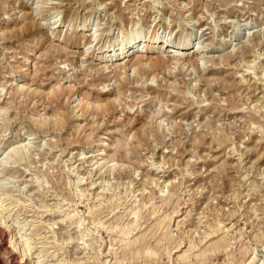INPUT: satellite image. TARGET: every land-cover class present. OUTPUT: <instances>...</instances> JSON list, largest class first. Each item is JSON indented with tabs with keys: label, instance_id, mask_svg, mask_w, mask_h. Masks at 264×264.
I'll return each mask as SVG.
<instances>
[{
	"label": "rangeland",
	"instance_id": "1",
	"mask_svg": "<svg viewBox=\"0 0 264 264\" xmlns=\"http://www.w3.org/2000/svg\"><path fill=\"white\" fill-rule=\"evenodd\" d=\"M40 2L0 0V31L18 27L23 13L40 24L0 38V185L6 189L0 208L9 226L0 223V264H264V107L258 108L264 106V0H64L42 19L34 10ZM84 20L83 32L90 23L99 30L93 58L83 61L91 73L83 88L114 74H97L94 59L97 47L110 41L117 49L136 35L170 36V46L186 38L181 50L200 47L205 58L129 85L140 98L126 120L73 117L62 128H40L35 118L45 112L50 87L72 85L74 74L84 77V39L76 32ZM226 79L233 85L224 88ZM99 86H90L94 95ZM230 99L238 108L228 106ZM139 114L148 119L136 120ZM142 125L148 132L140 145L135 133ZM220 135L227 137L221 145L214 139ZM18 146L25 158L2 164ZM119 147L129 157L118 150L108 161ZM110 203L118 205L111 210ZM138 206L140 226L122 235ZM216 220L220 229L205 236ZM10 229L22 235L15 247ZM151 229L152 247L163 230L169 235L159 245L181 244L169 256L138 259L125 244L143 233L150 237ZM220 237L228 246L200 258ZM185 251L186 260L179 256Z\"/></svg>",
	"mask_w": 264,
	"mask_h": 264
},
{
	"label": "bare ground",
	"instance_id": "2",
	"mask_svg": "<svg viewBox=\"0 0 264 264\" xmlns=\"http://www.w3.org/2000/svg\"><path fill=\"white\" fill-rule=\"evenodd\" d=\"M62 1H64V0H56L54 2L51 1L50 2L51 5L49 6V8L46 9V8H44L43 4L44 3L46 4L47 2H49V0H41L39 7L36 6L37 8H34V10L37 12L36 14L41 15V19H42V18H45L46 13L47 12L49 13L50 10L55 12L58 9V7L63 6ZM55 16H56L55 19H53V21L51 23L52 27L57 22V14ZM14 23H15L14 25H17V23H18V27L15 26V28L12 29L11 31H5V30L0 31V38L5 39V38H8V36L11 37V36L19 35L21 32L28 31L31 27H36V26L39 27L40 26L39 21H36L30 13L21 14L16 19V21ZM6 25H8V24H6ZM67 25L69 26V24H67ZM86 25H89V23L87 24L86 20H84V23L77 26V28H76V32L80 33V37L82 39H84V44L82 46L84 49H81L82 51H80V53H79V55L81 57V59H80L81 63L79 66L81 68H83L84 74L82 73V75L84 77H81V75H78V74H74V77L72 76L74 78L72 85L71 84L70 85L58 84L56 87L55 86L50 87L49 91L46 92V94L44 95V100L47 99V102H43L44 103L43 110H45V112L44 111L42 112L43 115L40 114L39 119L35 118V120H36L35 124L40 128H43V126H46V125H49L51 127L57 126L58 128H62L65 126L67 119L69 120V119H72L73 117H75L77 119L79 118L81 120L82 119H84V120L85 119H93V120H95V119H104V120L106 119V120H108L109 119L110 120V119H121V118H122V120L123 119L126 120L128 117H126L125 115H127L128 112H131L133 107L137 104L138 99L140 98V96H138L134 92H132V88H133L132 86L133 85L137 86L143 80H145L147 78L152 79L153 77H156L159 74V72H162L163 74H165L166 69H168V71L172 70L175 67V65H178V67H179V65L184 67L185 63H190V65H191V63H195V62H196L195 64L198 65V61L199 60L203 61V59L205 58L204 56L201 55V51H199L200 47H197L195 50H193L191 52V54L189 53V51L186 53V52L181 50L182 48L186 47L189 44V39H186V38L181 40L179 42V44H175V46H170L169 45L170 36L164 37L161 39L157 34H154V35L151 34L150 36H146V37H143L141 35H136V36L129 37V38L121 37L123 39L120 42V46L117 49H115V46L112 44L113 42H111V41L107 42L104 45L102 44L101 46L99 45L97 47L98 50L96 51L95 57H94V59L97 58L99 60L98 64L100 65V66L96 67L97 68L96 69L97 74H102L104 72L106 74L107 73L111 74V72L114 74L111 76L110 79L101 80L98 83L86 81V84L89 87L83 88L80 85L84 83L85 79H87L86 78L87 76H91V73L87 74V71H88L87 68L88 67L87 68L83 67V61H85L86 57H89V55H90V57L93 58L94 46H95L94 43L97 42V40H98V33L97 32L99 30V28H97V24L90 23V26H89L90 29H88V33H85V32H83V30H84V26H86ZM6 27H8V26H6ZM74 29H75V27H74ZM66 31H67V29H66ZM50 34H53V32H50ZM116 36H114V38H113L114 40H115ZM99 39H100V37H99ZM30 46H31V49L24 56V59L22 61V66L31 57V54L34 53V51H33L35 48L34 44L30 45ZM90 47H93V49L92 48L90 49ZM89 49H90V51H89ZM111 49H112V51H111ZM142 49H145V51H143ZM13 50H15V49H13ZM165 50H167L169 54L165 55V53H163V51H165ZM171 52H173V53H171ZM170 68H172V69H170ZM91 69L94 70V67ZM128 71H130V76L132 77V79H129ZM112 78H114L113 82L115 83V85H111L113 87L110 88L109 81L112 82V80H113ZM69 79H68V81H71ZM261 79H264V76ZM226 80L227 81H225V84L223 86L224 88H226V87L228 88V87L233 85V82H228L229 79H226ZM114 83H112V84H114ZM131 84H132V86L129 87V85H131ZM93 85H96V86L100 85L98 87V89H100V90L96 91V95L93 94L92 88H90V86L92 87ZM76 86L77 87L80 86L81 89L77 88ZM170 86H171V88H173L175 90V87L173 85L170 84ZM23 89H24V85L22 84L15 89V92L22 91ZM25 89H27V87ZM83 90H84V92L82 93ZM177 92H181V91L177 90ZM38 94H39V92H38ZM66 94H67V100H68L67 103H66V100L65 101L63 100V96ZM76 94H78V95L76 96ZM261 104L262 103L259 104L258 108L264 107ZM45 105H47V107H45ZM48 105H50V106H48ZM228 106H230L233 109L238 108L237 107L238 103L236 100L230 99V100H228ZM4 108H5L4 106L0 107V110L2 111V109H4ZM122 113H123V115H122ZM136 117H135L136 120H147L148 119V117H145L144 115H140V114L138 115L137 118ZM251 119H254V116H251ZM144 126L145 125H142L141 128H138V130H136V133H135L137 140H138V144H140V145H142L144 143V141H146L145 140L146 139L145 134L148 132V130H147L148 128H143ZM226 138L227 137L225 135H223V136L220 135V136L215 137L214 139L216 141H218L219 145H221L222 143L226 142V140H227ZM118 142H120V141H118ZM121 145H118V146L121 147ZM120 147L114 151L112 157L108 161L114 159V154H115V152H118V150L122 156L126 155L127 157H129L130 154L128 153V150L127 151L125 150V153L122 154V152L120 151ZM25 156L26 155H25L24 150L18 146V147L11 148L10 151L7 153L6 157L1 162H2V164L3 163H9L8 161H6V159H8V158H9V161H11V162H17L19 160L24 159ZM104 159H107V158L104 157ZM108 161H107V163H108ZM94 162L97 163L98 159H96ZM2 167H4V165ZM121 172L122 171H120V173ZM3 190L6 191V189L3 186L1 187V185H0V206H1L2 202H4V200H5V198L3 197L5 195V193ZM117 205L118 204L110 203L107 206V208H110L111 210H113V209H115V207H117ZM143 206H144V204H143ZM143 206H141V207L138 206L134 209H131V213L133 214L134 219L130 220L127 224L125 223L126 226H124V227L122 226V229H120L118 232H121L122 235L127 236L130 233V231H133L132 229L137 228V226L139 225V221H138L139 218L138 217L141 214ZM4 210L5 209L0 208V211L3 212L2 214L0 212V223L5 224V226L9 228V226L5 223L6 221L4 218H5V215L7 212H5ZM96 213H98V212H96ZM96 213H94L95 216H93V220H92L93 223L96 220H97L96 223H98V219H97L98 214H96ZM152 213H153V211H152ZM168 218H169V216H168ZM220 223H221L220 220H216V223H214L211 226V229H209V232L206 233L205 236L209 235L210 233L214 234V232L219 230L220 229V227H219ZM165 224H166V217L164 216L162 220H159L156 223V226H157V228L160 225H162L164 227ZM19 228H20V230H22L23 227H19ZM108 229L111 230L110 228H108ZM9 232H10L9 242L12 245V247H15L19 243L18 238H22L21 237L22 235L17 237L18 231L16 232L13 229H10ZM148 233L150 234V237H148V235H147L148 238H146L145 233H143V235L139 236L138 239L135 238L136 240L130 242L129 244L128 243L125 244V246H126L125 248H127L128 245L130 247V245L132 244L133 248L132 247L129 248V253L131 251L133 256L135 255L136 257H138V259H139V257H141V258L144 257V258H147L149 261L154 260L156 255L165 254V253L168 254L170 252V248L172 249L173 247H177L179 244H181V243H177L174 245L173 243H171V244H173V247L171 246L170 248H169L168 244H167V246L166 245H159L160 242H162L163 239H165L164 237L167 238L168 237L167 235H169L168 232L163 230L161 232V234H159V236H160L159 239H158L159 236L154 237V239L157 240L156 242L158 243V245L152 247L151 243H150V239L152 236H155L154 233H156V232L153 233V229H151V233L150 232H148ZM20 242H23L22 239L20 240ZM137 242H138V245H136ZM190 244L192 247L195 246L192 242H190ZM228 244H229V240L226 239V237H220L219 239L215 240L209 246H207V247L205 246L206 248L204 247L203 250H200V252H199L200 258L203 259V258L209 257L207 255L209 250H222V249H225L228 246ZM29 246L30 245H27V246H25V248L27 249V247H29ZM25 248H23L24 252H25ZM242 253L246 254V249H244V251ZM187 254L185 251L182 255H179V256L181 257V259L186 260L188 258ZM168 256H169V254H168ZM126 257L127 256H125L124 258H126ZM153 262H155V261H153ZM144 263L147 264L146 262H144Z\"/></svg>",
	"mask_w": 264,
	"mask_h": 264
}]
</instances>
